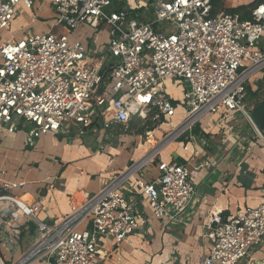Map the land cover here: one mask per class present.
Here are the masks:
<instances>
[{
  "label": "built area",
  "instance_id": "2783aa9c",
  "mask_svg": "<svg viewBox=\"0 0 264 264\" xmlns=\"http://www.w3.org/2000/svg\"><path fill=\"white\" fill-rule=\"evenodd\" d=\"M35 2L43 0H0V34L17 16L18 4L33 9ZM47 3L54 14L47 30L0 37V127L14 132L20 122L29 124L26 145L33 146L39 134L71 126L83 134L97 119L103 128L132 120L171 122L177 101L166 93V80L188 87L184 119L171 138L191 132L205 114L217 115L218 123L239 114L252 124L246 86L264 69V0H253L248 18L228 11L227 0ZM60 25L81 33L75 39L58 35L53 29ZM101 28L107 42L98 48L88 38ZM254 133L264 148V134L257 128ZM135 167L129 165L53 221L40 220L41 199L26 203L14 194L22 182L6 180L0 171V262L104 264L98 250L102 239L123 241L146 223L139 208L144 199L160 220L176 218L191 202L195 185L186 164L159 158L156 176L145 181L133 177ZM129 177L137 194L121 190ZM260 190L264 197V172ZM206 227L210 245L197 264H239L264 242V201ZM32 231L36 238L25 245L24 235ZM8 244L20 251L10 262L2 253Z\"/></svg>",
  "mask_w": 264,
  "mask_h": 264
},
{
  "label": "crops",
  "instance_id": "0c3cea01",
  "mask_svg": "<svg viewBox=\"0 0 264 264\" xmlns=\"http://www.w3.org/2000/svg\"><path fill=\"white\" fill-rule=\"evenodd\" d=\"M252 3L253 0L247 5L238 4L246 6L239 12L248 16ZM45 11L52 13L47 1L39 2L37 12ZM30 16V23L38 19L35 12H30ZM41 20L48 29L52 18ZM28 31L32 30L24 33ZM96 37L90 42L93 46ZM246 93L251 111L264 100V71L250 77ZM173 119L167 129L161 126L163 119L157 123L148 120L146 124L132 120L109 128H103L101 119H97L84 128L83 134L77 126L56 134H39L33 146L26 145L24 139L29 124L20 122L14 132L2 125L0 171L6 172V180L22 182L14 194L26 203L41 199L40 220L53 221L68 214L85 201L87 194L98 192L133 163V177L144 181L156 176L159 158L186 164L192 172L195 194L176 218H155L144 199L139 208L147 222L139 224L123 241L103 238L98 250L104 264H197L210 245L206 226L264 201L260 190L264 148L256 143V126L239 114L233 118L230 113L221 123L217 122V115L205 114L194 126L195 131L178 139L171 138ZM259 132L264 134V130ZM134 178L129 177L122 184L124 194L138 193ZM36 235L35 231L24 235L23 243L32 242ZM7 247L2 248L5 257L19 251L14 244ZM239 264H264V242Z\"/></svg>",
  "mask_w": 264,
  "mask_h": 264
},
{
  "label": "rangeland",
  "instance_id": "374dc122",
  "mask_svg": "<svg viewBox=\"0 0 264 264\" xmlns=\"http://www.w3.org/2000/svg\"><path fill=\"white\" fill-rule=\"evenodd\" d=\"M47 0H43V3H45ZM137 0H127V2L131 3V4H135ZM251 2V0H227V8L232 7V6H237L238 4H249ZM39 5V2H35V5L33 7V9H25L21 4H18L16 6V9L18 11V15L12 20L11 24L4 29L1 34V41L4 40H8L9 38H18L21 36H23L24 34V30L30 29L33 32H40V31H45L47 30V26H45L42 22L41 19L44 18H53L54 14L49 13L48 11L45 12H37V7ZM221 5V4H220ZM218 5V7L220 8L221 6ZM218 8V9H219ZM41 9H46V8H41ZM243 11V10H242ZM30 12H35L36 16L38 17V19L35 22H31L30 23ZM49 25V24H48ZM53 32L57 33L58 35L64 34V35H68L70 36L71 39H75L76 37V33H77V29L75 31H71V29L68 26L65 25H60V26H56L53 29ZM87 32L86 30L82 31V33ZM98 35L96 34L94 37L92 38H88L89 42H93L95 40L96 37V46L98 48L102 47V45H104L107 42V33L105 32L104 28L99 29L98 31ZM244 64H247V62L245 61ZM260 71H264V69L260 70ZM164 86H165V90L166 93L168 95H173L174 99L177 101V107H176V116L174 117L173 121H172V125L174 128H176L179 124H181V122L184 119V115L183 112L185 110V105L183 102V90L186 91L188 90V87L186 85V82H182V85L180 86L177 82H174L172 80H166L164 82ZM253 101H251L250 103H252ZM168 123H171L170 121H165V123L163 122L161 124L162 128L167 129L168 127ZM151 125V124H150ZM152 126V125H151ZM178 144V141L172 145L171 148L175 147ZM30 242V240H27L25 243L26 245ZM19 251L16 252V254H14L13 256H6L4 258L5 261L10 262L11 260L16 259V257L18 256ZM41 264V263H38Z\"/></svg>",
  "mask_w": 264,
  "mask_h": 264
},
{
  "label": "water",
  "instance_id": "95a60500",
  "mask_svg": "<svg viewBox=\"0 0 264 264\" xmlns=\"http://www.w3.org/2000/svg\"><path fill=\"white\" fill-rule=\"evenodd\" d=\"M250 118L259 131L264 130V100L252 108Z\"/></svg>",
  "mask_w": 264,
  "mask_h": 264
},
{
  "label": "trees",
  "instance_id": "16d2710c",
  "mask_svg": "<svg viewBox=\"0 0 264 264\" xmlns=\"http://www.w3.org/2000/svg\"><path fill=\"white\" fill-rule=\"evenodd\" d=\"M245 7H246V6H244V5H237V6H234V7L229 8L228 11H232V12H234V11H238V12H239V11H242ZM241 17H242V18H248V16H247L246 13H242V14H241ZM193 129H194V131H195V127H194Z\"/></svg>",
  "mask_w": 264,
  "mask_h": 264
},
{
  "label": "bare ground",
  "instance_id": "6f19581e",
  "mask_svg": "<svg viewBox=\"0 0 264 264\" xmlns=\"http://www.w3.org/2000/svg\"><path fill=\"white\" fill-rule=\"evenodd\" d=\"M165 143L167 142V139L164 141ZM161 146V145H160ZM163 147V146H162ZM155 151V150H154ZM0 264H2L1 262H0Z\"/></svg>",
  "mask_w": 264,
  "mask_h": 264
}]
</instances>
